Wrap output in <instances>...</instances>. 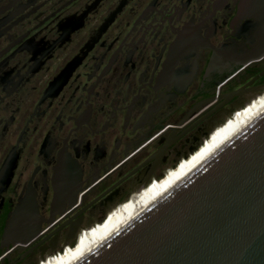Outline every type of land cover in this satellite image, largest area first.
I'll use <instances>...</instances> for the list:
<instances>
[{"label": "flooded vegetation", "instance_id": "af4514ba", "mask_svg": "<svg viewBox=\"0 0 264 264\" xmlns=\"http://www.w3.org/2000/svg\"><path fill=\"white\" fill-rule=\"evenodd\" d=\"M264 99V0H0V264H51Z\"/></svg>", "mask_w": 264, "mask_h": 264}, {"label": "water", "instance_id": "95a60500", "mask_svg": "<svg viewBox=\"0 0 264 264\" xmlns=\"http://www.w3.org/2000/svg\"><path fill=\"white\" fill-rule=\"evenodd\" d=\"M73 264H264V112Z\"/></svg>", "mask_w": 264, "mask_h": 264}, {"label": "bare ground", "instance_id": "6f19581e", "mask_svg": "<svg viewBox=\"0 0 264 264\" xmlns=\"http://www.w3.org/2000/svg\"><path fill=\"white\" fill-rule=\"evenodd\" d=\"M264 112V99L256 103L248 111L244 112L239 118L222 130L212 140H210L200 151L193 157L182 164L177 170L171 173L163 181L159 182L140 199L129 205L120 214L111 219L106 225L98 229L79 246L66 253L64 256L51 264H73L81 257L91 251L100 242L112 235L115 231L125 225L130 219L135 217L148 205L153 203L160 196L164 195L171 187H173L185 175L208 158L218 147L237 134L246 125L253 121L257 116Z\"/></svg>", "mask_w": 264, "mask_h": 264}]
</instances>
